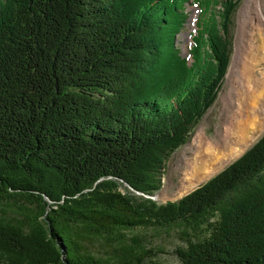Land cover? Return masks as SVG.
Returning a JSON list of instances; mask_svg holds the SVG:
<instances>
[{
	"label": "trees",
	"instance_id": "16d2710c",
	"mask_svg": "<svg viewBox=\"0 0 264 264\" xmlns=\"http://www.w3.org/2000/svg\"><path fill=\"white\" fill-rule=\"evenodd\" d=\"M242 0H0V264H264V135L175 202L172 155L214 105ZM218 6V8L216 7ZM192 60V62H190Z\"/></svg>",
	"mask_w": 264,
	"mask_h": 264
},
{
	"label": "bare ground",
	"instance_id": "6f19581e",
	"mask_svg": "<svg viewBox=\"0 0 264 264\" xmlns=\"http://www.w3.org/2000/svg\"><path fill=\"white\" fill-rule=\"evenodd\" d=\"M250 4L251 0L247 1L241 10L236 56L227 76L232 80L228 115L215 137L208 138L204 131H199L185 147L178 161L180 196L209 180L245 152L264 131V0ZM194 21L195 16L191 22ZM240 58L243 61L237 68Z\"/></svg>",
	"mask_w": 264,
	"mask_h": 264
},
{
	"label": "rangeland",
	"instance_id": "374dc122",
	"mask_svg": "<svg viewBox=\"0 0 264 264\" xmlns=\"http://www.w3.org/2000/svg\"><path fill=\"white\" fill-rule=\"evenodd\" d=\"M193 1L194 0H192V2ZM247 1L249 0L241 1L240 6L238 7V10L234 17V26L232 30L234 41H233L231 63H230L228 72L224 78L221 90L218 94V97L214 105L206 112V114L200 120L198 125L194 128V131L192 133V136L189 142L192 141L195 133L199 131H204L205 136L208 138L215 137L216 131L221 129L222 120L228 115L227 114V102L230 98L232 80H228L227 76H228L229 70L236 56L237 44L239 40V35L241 31V22H242L241 21L242 20L241 10L246 5ZM190 2L187 6V12L189 13L187 23L185 25V28L182 30L181 34L178 35L177 37L179 47L181 48V51L184 57H187L189 55V50L193 44V36L195 35L196 30H197L196 28L197 22L201 14V11L197 12V9H198L197 5H194L192 3L190 4ZM254 2L255 0H251L250 6ZM216 7L218 8V6ZM193 9L196 10V12H194ZM193 16H195V24L191 22ZM242 61H243L242 58H240L237 63V68L241 67ZM190 62H192V60ZM263 135H264V131L261 134V136L253 144H251L245 152H243L240 156H238L237 158L229 162L224 168H222L219 172L213 175L209 180H211L213 177H215L216 175L224 171L227 167H229L231 164H233L235 161L241 158L249 149L252 148V146ZM187 144L179 148L169 160L167 164V168L165 170V174L163 176L162 188L155 195V201L157 203L165 204L168 202H175L185 197L188 194L187 193L182 196L179 195V181L181 180V174L178 169V161L181 159ZM209 180L200 184L195 189L200 188L201 186L206 184V182H208ZM139 234L146 237V239L149 241L148 247H156L157 249L161 250V252L158 255L159 260H161L165 264H179V259L177 255L175 254L174 250L178 245H184L185 243L180 240L179 235L177 233H175L174 231L170 233L156 232V231H139Z\"/></svg>",
	"mask_w": 264,
	"mask_h": 264
},
{
	"label": "water",
	"instance_id": "95a60500",
	"mask_svg": "<svg viewBox=\"0 0 264 264\" xmlns=\"http://www.w3.org/2000/svg\"><path fill=\"white\" fill-rule=\"evenodd\" d=\"M199 11H200V10L198 9L197 12H199ZM206 183H207V182H206ZM195 190H196V189H195ZM195 190H193V191H195ZM193 191L189 192L188 194L192 193ZM188 194H187V195H188ZM150 198H152L153 200H155V197H150Z\"/></svg>",
	"mask_w": 264,
	"mask_h": 264
}]
</instances>
